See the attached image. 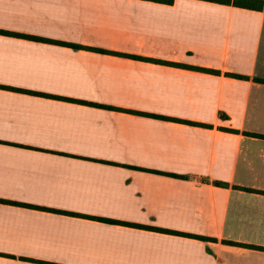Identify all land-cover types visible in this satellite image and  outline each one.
<instances>
[{"label":"crops","instance_id":"1","mask_svg":"<svg viewBox=\"0 0 264 264\" xmlns=\"http://www.w3.org/2000/svg\"><path fill=\"white\" fill-rule=\"evenodd\" d=\"M256 78L264 10L0 0V264H264Z\"/></svg>","mask_w":264,"mask_h":264},{"label":"trees","instance_id":"2","mask_svg":"<svg viewBox=\"0 0 264 264\" xmlns=\"http://www.w3.org/2000/svg\"><path fill=\"white\" fill-rule=\"evenodd\" d=\"M153 1L172 3L174 0H153ZM208 1L219 2L224 4H233L235 6L248 8V9L264 10V0H208ZM256 79L258 81L264 82V79L261 78H256ZM261 136L263 137L264 135Z\"/></svg>","mask_w":264,"mask_h":264}]
</instances>
